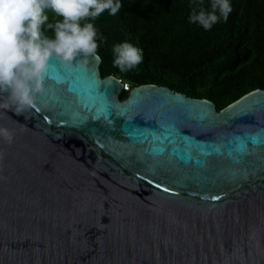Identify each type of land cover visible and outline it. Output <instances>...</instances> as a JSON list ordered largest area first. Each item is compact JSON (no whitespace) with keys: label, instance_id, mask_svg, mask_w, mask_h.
I'll return each instance as SVG.
<instances>
[{"label":"water","instance_id":"obj_1","mask_svg":"<svg viewBox=\"0 0 264 264\" xmlns=\"http://www.w3.org/2000/svg\"><path fill=\"white\" fill-rule=\"evenodd\" d=\"M97 54L0 91V264H264V90L218 111Z\"/></svg>","mask_w":264,"mask_h":264},{"label":"trees","instance_id":"obj_2","mask_svg":"<svg viewBox=\"0 0 264 264\" xmlns=\"http://www.w3.org/2000/svg\"><path fill=\"white\" fill-rule=\"evenodd\" d=\"M115 15L105 10L94 20L97 55L103 77L115 76L130 88L141 85L169 87L188 97L212 101L218 111L255 90H264V0H229L232 11L205 30L189 22L196 8L210 10L211 0H120ZM41 26L43 36L54 38L48 23L62 21L51 9ZM102 38V39H101ZM128 42L142 51V62L130 71L113 67L117 44ZM129 91L120 95L126 99Z\"/></svg>","mask_w":264,"mask_h":264},{"label":"clouds","instance_id":"obj_3","mask_svg":"<svg viewBox=\"0 0 264 264\" xmlns=\"http://www.w3.org/2000/svg\"><path fill=\"white\" fill-rule=\"evenodd\" d=\"M123 7L120 0H0V91L17 111L30 107L37 93L43 91V75L51 59L71 63L77 58L97 54L98 32L92 22L105 10L115 16ZM45 9H51L61 20L48 23L54 38L42 35L41 26L49 20ZM232 11L229 0H211L210 10L193 8L189 22L210 30ZM102 39V38H101ZM113 67L130 71L142 62V51L128 42L113 48ZM5 103L0 107H9ZM0 137L11 143L13 136L0 128Z\"/></svg>","mask_w":264,"mask_h":264},{"label":"built area","instance_id":"obj_4","mask_svg":"<svg viewBox=\"0 0 264 264\" xmlns=\"http://www.w3.org/2000/svg\"><path fill=\"white\" fill-rule=\"evenodd\" d=\"M129 88H130L129 84H124L125 91H129Z\"/></svg>","mask_w":264,"mask_h":264}]
</instances>
